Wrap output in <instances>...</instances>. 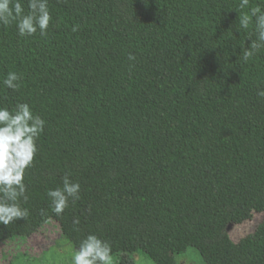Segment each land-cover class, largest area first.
Listing matches in <instances>:
<instances>
[{
    "label": "trees",
    "instance_id": "16d2710c",
    "mask_svg": "<svg viewBox=\"0 0 264 264\" xmlns=\"http://www.w3.org/2000/svg\"><path fill=\"white\" fill-rule=\"evenodd\" d=\"M238 4L48 0L44 35L0 24V107L27 102L45 120L25 173L29 217L0 224V242L56 220L75 247L89 233L109 241L112 264L139 252L179 264L190 247L208 264H264V220L229 233L264 212V48L243 59L255 37ZM65 174L80 198L57 216L47 192Z\"/></svg>",
    "mask_w": 264,
    "mask_h": 264
},
{
    "label": "clouds",
    "instance_id": "9594fccd",
    "mask_svg": "<svg viewBox=\"0 0 264 264\" xmlns=\"http://www.w3.org/2000/svg\"><path fill=\"white\" fill-rule=\"evenodd\" d=\"M250 0H239L235 9L238 12L239 26L253 28L249 37H255L247 49L243 47V59L249 60L254 52L264 48V8L249 7ZM28 11L20 0H0V24L15 23L20 36H32L38 30L44 35L52 20L48 0H28ZM249 11L242 14V10ZM76 29L74 28L73 31ZM243 46V45H241ZM130 60L135 57L129 55ZM20 74L10 71L3 84L13 90L19 88ZM264 97V89L258 90ZM45 120L34 114L29 103H17L14 107H0V224L9 225L29 217L28 208L21 203L26 201V170L32 165L38 151L37 140L44 131ZM81 185L73 182L68 174L63 176V186L50 189L47 195L51 209L57 216L63 214L79 198ZM79 224V219H74ZM112 245L100 236L89 233L79 240L72 256L73 264H112Z\"/></svg>",
    "mask_w": 264,
    "mask_h": 264
},
{
    "label": "rangeland",
    "instance_id": "374dc122",
    "mask_svg": "<svg viewBox=\"0 0 264 264\" xmlns=\"http://www.w3.org/2000/svg\"><path fill=\"white\" fill-rule=\"evenodd\" d=\"M264 220V212H256L243 223H233L229 233L235 241L253 233ZM75 245L63 236L56 220L44 225L38 232L0 242V264H73ZM114 259H112V262ZM179 264H208L196 247H190L178 256ZM134 264H156L147 255L135 254Z\"/></svg>",
    "mask_w": 264,
    "mask_h": 264
}]
</instances>
